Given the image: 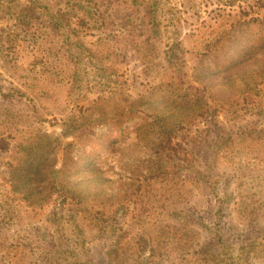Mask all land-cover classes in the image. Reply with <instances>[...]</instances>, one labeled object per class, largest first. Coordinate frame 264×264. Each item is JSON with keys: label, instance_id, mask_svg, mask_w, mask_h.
I'll use <instances>...</instances> for the list:
<instances>
[{"label": "rangeland", "instance_id": "374dc122", "mask_svg": "<svg viewBox=\"0 0 264 264\" xmlns=\"http://www.w3.org/2000/svg\"><path fill=\"white\" fill-rule=\"evenodd\" d=\"M79 1L0 0V111L16 88L36 100L0 127V178L34 138L20 168L49 197L29 204L0 179V264H264V39L221 49L242 13L263 16L258 0H112L98 22ZM170 84L203 91L173 132L91 116L110 98L107 117H124L146 91L168 107Z\"/></svg>", "mask_w": 264, "mask_h": 264}, {"label": "trees", "instance_id": "16d2710c", "mask_svg": "<svg viewBox=\"0 0 264 264\" xmlns=\"http://www.w3.org/2000/svg\"><path fill=\"white\" fill-rule=\"evenodd\" d=\"M78 1V0H75ZM137 3L138 0H126L123 1V3ZM82 3V0L79 1ZM156 3V0H154ZM78 3V2H77ZM88 4V8L91 12L94 13V17L97 18V22L100 21V19L105 21L107 19V16H102L99 18V11L102 12L101 7H105V11H108L111 4H113L112 0H87L86 2ZM77 5V4H76ZM255 8H258L259 10L262 9L264 10V0H258L255 4ZM260 5V6H259ZM252 11H248L245 13H242V15L236 19L234 22L231 23L230 27L228 28L226 32V39H224L223 43L221 44V49L225 47V49H230L232 45H234V42L238 41L241 42L244 38L248 42L247 46L250 44V42L253 39H256L257 37L261 36L264 39V13L263 16H260L263 19H259L260 17H254L255 15L251 13ZM99 18V19H98ZM141 22L144 23L143 20ZM116 47V45L112 46ZM73 56L78 60V62L83 61V58L80 54V51H72ZM212 58L211 54L209 55ZM223 56V55H222ZM220 56V57H222ZM217 57V55H215ZM85 65L86 63L88 64H93L90 60H85L84 61ZM217 65V62H215ZM211 65V62L209 61L208 66ZM204 71L205 69L203 67L197 68L195 71L196 73V78L197 81L199 82V85L204 86L206 84L205 79H203V76L201 75V71ZM79 71V69H78ZM77 75V72H76ZM246 75V74H245ZM247 77V75H246ZM245 80V76H244ZM55 84H52L51 87H54ZM167 87H172L170 90H168L172 95H173V102H171L168 107H160V106H152L154 103L157 101L156 98H153V93H150L146 91L141 99H132L130 100L132 105L126 106L127 108L130 107L129 109L131 110L129 114H127L124 117L120 116H115L114 118H109L107 117L106 113V104L108 103V100L110 98H105V99H100L99 104L96 105L94 108V111L91 113V116L96 115V118L101 120V123L99 124V130H105L107 132H112L114 129H125L127 127H130L131 125H134L138 127L139 129L142 130V132H145L147 130H153L155 131L156 129L160 128L163 133L166 132H173L174 131V126L176 124H180L183 122L188 121V117L180 116L179 110L181 107L184 108V111H189V108L191 106H194L193 104L197 102L200 93L203 91L200 88L196 89H191L190 91H186L185 93L181 92V89L177 87L175 84H170ZM15 91L17 92L18 95L12 94L13 98L16 101V105L12 106L10 105L9 107L5 109H1L0 111V127L3 130L4 126L7 131L15 130L16 125L19 124V122L16 119V113L21 111L19 109H16L19 104H30L32 106L33 102H36V100L30 98L28 96V93L23 92L22 90L16 88ZM148 93V94H147ZM52 96H55V92L52 93ZM54 102L53 100H51ZM122 106V107H121ZM143 107V108H140ZM118 110H123V105L117 106ZM140 109H143L140 111ZM153 109L152 114L148 113L149 110ZM177 113L178 115H175ZM2 114V115H1ZM121 112H116L115 115H119ZM138 114H141L138 116ZM185 114V113H183ZM25 115V114H23ZM177 117H180L177 119ZM171 127V128H170ZM168 128H170L168 130ZM45 136H47L45 134ZM5 137V138H4ZM2 137V134H0V148L3 150L8 151L10 146H11V140L9 138H6V136ZM40 138L39 136H37ZM43 137V136H42ZM41 137V138H42ZM28 139V138H27ZM19 140L16 145V148H20L18 151L14 152L11 154V158L13 160V163L10 164L11 172L8 180H5V178H0L3 181V186L6 187L5 189L7 190V187L12 189V192L17 194L16 192H19V190L23 192H26L24 194H20L19 196L22 197L25 201H27L29 204H37L40 201H45L49 199L48 196H41L40 194L36 193L34 191V185L36 181L33 179L29 180V182L26 181L28 178L27 175H24V172L28 170L27 169H22L20 168L22 165H29V168L31 169L32 166L35 164V158L30 155L25 159L24 155V148H28V146H32L35 143L34 138H30V140ZM84 138H81L78 140V144H81L83 142ZM167 140V143H174L173 139L171 138H165L161 140V142ZM109 141V140H108ZM14 162L16 164L14 165ZM47 171H52L49 169H46ZM69 177V176H66ZM29 183V189L25 188V185ZM39 183V182H37ZM49 183V182H46ZM60 187L62 188V191L66 188V186H71V181L69 179L67 180H60ZM6 184V185H5ZM33 185V186H32ZM2 186V185H1ZM32 186V187H31ZM72 187V186H71ZM4 193V191H3ZM5 194V193H4ZM78 196V193L73 190V187L71 188L70 193H68L65 198L66 199H71L75 200ZM6 201L5 203L8 204V199L9 197H4ZM7 209V208H6ZM9 213V212H7Z\"/></svg>", "mask_w": 264, "mask_h": 264}]
</instances>
